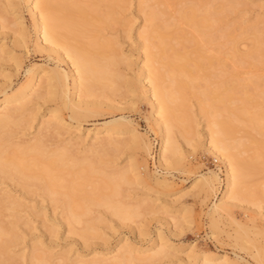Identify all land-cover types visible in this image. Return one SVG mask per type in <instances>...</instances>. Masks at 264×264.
<instances>
[{
    "label": "bare ground",
    "instance_id": "6f19581e",
    "mask_svg": "<svg viewBox=\"0 0 264 264\" xmlns=\"http://www.w3.org/2000/svg\"><path fill=\"white\" fill-rule=\"evenodd\" d=\"M152 1H140L141 9L150 23L139 34V38H142L141 48L145 52V61L139 75L126 74L121 70V64H126L128 68L131 63L119 51V41L101 34L102 30H110L116 24L124 23L120 14L127 0H32L29 12L37 33V48L49 52V55L55 53L60 61L70 63V71L63 70L59 62L53 68L48 65H31L26 70V80L17 87L12 83L0 84V180L6 186L8 181H16L28 193H38L44 199L56 203V206L58 204L62 208L64 222L70 226V234L78 235L85 244L102 238L96 225L104 220L101 212L90 215L95 208L102 207L123 220H131L140 215V208L149 210L150 204L147 201L123 200L125 194L122 185L133 183V176H140L139 168L135 163L121 168L112 163L119 153L125 151L123 147L126 142L133 147L142 142L146 154L150 153L152 145L144 134L130 126L133 124L131 120L125 123L122 119L110 120L103 126L95 127V138L84 147L81 144L86 140L70 138L64 143L53 139L56 134L57 137L61 134L66 122L72 125L95 115L97 110L94 107L103 104V100H109V95L116 94L124 85L135 95L143 91L151 102L152 117L161 136V161L169 166L183 155L178 137H182L193 150L200 146L199 133L195 131L190 134L194 124L190 123L191 119L185 115L187 113L184 114L186 120L182 119V113L186 112L187 107H183L182 111L181 106L187 105L182 103L187 96L186 90H194L191 84L197 77L216 82L209 91L206 86H203V90L193 91L198 94L202 111L208 115V150L221 158L226 166L225 191L208 211L212 232L216 234L219 231L220 220L225 217L224 211L227 213L228 205L240 206L250 196L256 195L255 192L247 193L245 184L247 172L257 166L260 158L264 162V101L260 100H264V76H257L255 80L249 77L247 82L240 77L232 80L234 74L225 67L228 65L227 58L254 67L264 66V39L261 40L260 35H257L254 46L246 52H240L238 41L228 32L229 27L218 25L219 21L224 20V13L230 9L222 0L182 6L173 16L160 7L162 2L159 4ZM215 1L220 3L216 4ZM20 4L21 0H0V19L4 22L9 20L10 7L22 25L15 32L14 44L27 43ZM11 23L16 24V21ZM180 23L192 26L198 32V37L189 35ZM212 44L219 49V55L209 53L206 46ZM226 44H230V47ZM5 49L15 54L14 48L8 47L4 41L0 45V58H3ZM15 67L18 70L22 67L21 59H17ZM203 69H208V72ZM165 80L176 83L165 85ZM187 80L192 83L188 84ZM196 81L201 85L198 79L193 84ZM231 83L236 86L241 84V88L247 85L245 87L250 86V89H254L251 88L255 86L254 83L261 84L262 87L258 85L261 89L257 90L263 95L260 97L256 92V95L248 94L250 89H244L245 93L238 90V94H242L238 96L234 94L236 87ZM171 85L173 88H169ZM176 94L182 95L177 97ZM33 100L38 102L40 108L46 106L48 117L41 121L38 135L26 139L21 131L31 127L38 115L28 109V104ZM112 107L117 108L115 105ZM249 129L262 138L250 133L247 137H236L237 131L249 132ZM122 135H127V138L121 139ZM245 139L249 144H254L258 152L244 156L242 151L247 149L240 148L248 147ZM109 155L112 158L105 157ZM93 172L101 174L104 177L102 180L106 178L108 185H103L107 190L101 185L103 181L91 184L90 189L89 175L91 177ZM202 178L207 189L215 190V183L219 179L216 173L203 175ZM165 181L167 178L162 180L156 177L155 182ZM22 207L19 197L11 194L10 190H0V264H13V249L24 239L18 231ZM176 212L171 218L177 225L187 216L185 213L181 215L179 208ZM76 224H82V229L76 230ZM51 230L57 234V231ZM167 244L168 241L162 238L156 244L158 249L153 247V253L137 257L125 240L109 256L94 248L93 255L88 258L78 253L75 259H71L68 254L47 253L42 249V242H39L32 245L29 255L26 253L22 257L29 264H154L162 259ZM251 255L264 264L263 248L257 247ZM190 258V264H242L227 255L218 256L209 252L202 256L193 254Z\"/></svg>",
    "mask_w": 264,
    "mask_h": 264
},
{
    "label": "rangeland",
    "instance_id": "374dc122",
    "mask_svg": "<svg viewBox=\"0 0 264 264\" xmlns=\"http://www.w3.org/2000/svg\"><path fill=\"white\" fill-rule=\"evenodd\" d=\"M140 1L127 0L120 14V18L123 19L125 24H116L112 27L113 29H110L112 32L107 29L101 32L106 38H116L119 41L117 45L119 51L131 63L128 68H126L127 65L124 63L120 65V68L126 74L132 75H139L140 68L144 64L145 52L141 48L142 38H139V34L144 32L150 23L148 19L146 20L148 17L142 11ZM207 1L209 0H153L152 3L160 4L162 2L160 7L166 9L173 16L176 10L182 6L203 4ZM219 1H223L225 5L227 4V8L229 5L230 9L226 10L227 12L223 15L224 20L219 21L218 25L220 27H229L228 32L238 41L237 48L240 52L250 50L257 41V35H260L261 40L264 39V0H225L228 3H225L224 0ZM219 3L216 2V4ZM30 4H32V0L29 2L21 0L20 4L21 12L24 15L27 43H13L15 32L22 25L17 21V17L10 7V11H8L9 22H4L0 19V45L5 41L8 47L10 46L15 50V54L12 55L5 49L3 58H0V84L12 83L14 87H17L26 80V70L31 65L38 67L48 65L53 68L59 62L63 70L66 72L70 71V63L60 61L55 53H50L49 55V52L40 51L37 48V33L29 12ZM10 21H16V24H12ZM180 25L189 35L198 37V32L192 26L187 23H180ZM3 26L6 28L3 29ZM223 41H225V38H223ZM262 45L264 46V44ZM226 46L230 47V44H226ZM206 48L211 55H219V49L214 44L208 45ZM17 59H21L22 67L19 70L15 67ZM227 63L228 65L225 69L227 68V71L234 74L231 78L232 80L240 77L246 78L242 80L247 82L249 77L255 80L257 76H264V66L254 67L249 63L241 64L229 58H227ZM203 70L208 72V69ZM226 77H230V75ZM199 78H195V80H200L201 85L197 84V81L195 82L199 88L193 84L195 80L192 78L194 81L192 80L193 83H190L193 84L191 86L194 90L189 88L186 90L190 93H186L187 96L185 95L186 97L182 103H187V105L181 106V109L189 106V110L186 109L187 107L185 108L186 112L182 109V114L187 113L185 115L191 119L190 123L194 124L190 134L192 135L195 131L199 133L200 146L193 150L191 145L182 137H178L179 142H181L183 155L172 165L168 166L161 161V136L152 117L151 102L143 91H140L141 94L140 92L136 95L132 94L128 87H125L124 82L121 90L116 91V94L111 93L109 100H103V104L94 107L97 110L95 115L82 119L80 122H75L72 125L66 122L67 124L63 131L61 129V134H58V137L56 134L53 139L55 142L62 141L66 143L70 138L76 141L86 140L81 144L84 147L87 142H91L95 138L96 133L93 130L95 127L103 126L104 123L110 120L122 119L125 123L131 120L133 124L130 126L137 128L151 142L152 148L149 154L145 153L142 142L135 147L128 145L126 142L127 145L125 144L123 147V151H125L119 153L120 156L115 157L112 163V165H116L113 166L118 168L135 163L139 168L140 176H133V183L122 185V192L125 194L123 200L138 199L147 201L150 204L149 210L140 208L138 210L141 212L140 215L131 220H123L102 207L95 208L90 215L101 212L100 214H102L104 219L96 224L98 227L97 232L102 235L99 240L85 244L78 235L70 234V226L64 222L62 208L58 207V204L56 206V203L47 198L44 199L38 193H28L16 181H8V186H6L0 180V190H10L11 194L19 197V200L23 203L18 231L24 236V239L13 249L15 259L13 258L12 263L29 264L22 255L26 253L29 255L32 245L39 242H42V249L47 253H53L54 255L68 254L70 255L69 258L75 259L78 253L83 258L92 256L94 248L98 251H103L105 256H109V253L120 242L126 240L128 248L133 249L135 256L145 257L153 253L155 251L154 248L158 249L156 244L164 238L168 241L165 254L162 255V259L154 264H190L191 255L199 254L202 256L206 252L217 254L218 256L227 255L232 260L239 261L242 264H262L251 255L257 247L264 249V162H261L262 158L259 159L255 168L247 172L246 176L245 190L249 194L255 192L256 195L254 197L250 196L249 200L242 202L240 206L228 205L227 213L224 211L225 217L220 220L219 231L214 234L211 230L208 211L214 202L219 201L225 191L226 166L221 158L208 150L210 145L206 121L208 120V115L201 109L198 94L193 92L195 90H203V86H206L205 88L209 91V89L214 88L213 85L216 82L214 84L211 83L212 80L208 82V78H206L208 79L206 81L205 78ZM188 81L190 80H187V83ZM172 82L170 80L171 84ZM168 83L166 82L165 85ZM174 83L176 82H173V85ZM207 83H209L208 86ZM233 83L235 82L233 81ZM173 85L168 87L173 88ZM231 85L237 88V90H235L236 88L234 89V94L238 96L242 95L240 91V94H238V90L245 93L247 89H250V86L245 87L247 85L243 86V88H241V84L236 86V84L231 83ZM254 85L257 87L252 86L251 88L254 89L248 90L250 92L248 94L256 95L254 94L255 92L257 94L260 92L257 88L261 89L258 87L261 84L256 85L254 83ZM244 89L246 91H243ZM258 95L261 97L263 94L259 93ZM75 97L78 99V93L75 94ZM186 98L187 100L185 101ZM260 100L264 101L262 98ZM114 105L117 106L116 109L112 107ZM45 108L46 106L40 108L35 100L28 104V109L34 113L37 112L36 114L38 115L37 120L32 123L31 127L24 129V131L22 130L23 132L21 131L23 134L21 135L24 138L28 139V137L36 136L41 121L48 117ZM180 114L179 116L182 118L183 116ZM67 115L68 113L65 116ZM185 115L182 118L183 120H186ZM68 121L70 120L68 119ZM196 122L197 125H195ZM79 123H81L80 126H77ZM90 129L92 130L90 131ZM248 133L261 137L255 131H250V129L249 132L244 130L237 131L235 135L236 137H247L250 136ZM120 138L125 139L127 135H122ZM245 141L249 144L248 140L245 139ZM244 148L247 149L245 152L242 151L244 156L258 152L256 146L252 143L248 147L240 148V150H244ZM110 156L105 157L108 158ZM95 173L93 172L91 177L89 175V179H91V181L88 180L90 181V184H88L90 189L92 187L91 184L95 183L94 185H96L102 181V187L108 185L106 178L102 180L103 176L101 177V174ZM212 173H216L219 177L215 183V190L207 189L205 180L202 178L203 175L210 176ZM156 177H160L162 180L167 178V181L156 183ZM104 183L106 184L103 185ZM103 189L107 190L108 188L105 186ZM177 208H179L181 215L185 213L187 218L180 220L176 225L171 216L177 213ZM82 227V224L75 225L76 230H80ZM51 229L57 231V234H53ZM243 246H246V248Z\"/></svg>",
    "mask_w": 264,
    "mask_h": 264
}]
</instances>
